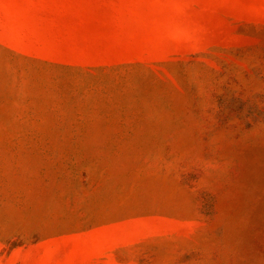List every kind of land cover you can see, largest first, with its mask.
<instances>
[{
	"label": "rangeland",
	"instance_id": "rangeland-1",
	"mask_svg": "<svg viewBox=\"0 0 264 264\" xmlns=\"http://www.w3.org/2000/svg\"><path fill=\"white\" fill-rule=\"evenodd\" d=\"M0 264H264V0H0Z\"/></svg>",
	"mask_w": 264,
	"mask_h": 264
}]
</instances>
